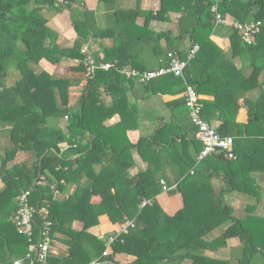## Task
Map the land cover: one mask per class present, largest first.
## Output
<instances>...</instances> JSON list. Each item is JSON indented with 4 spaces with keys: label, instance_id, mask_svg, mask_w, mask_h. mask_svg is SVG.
<instances>
[{
    "label": "trees",
    "instance_id": "16d2710c",
    "mask_svg": "<svg viewBox=\"0 0 264 264\" xmlns=\"http://www.w3.org/2000/svg\"><path fill=\"white\" fill-rule=\"evenodd\" d=\"M114 3L115 0H98V4L104 7L106 19L100 26L97 10L87 8L84 0H0V179L5 185L0 192V204L6 200L11 204L14 197L29 189V201L36 208L48 203L47 219L53 222L51 232L70 236L71 241H68L72 247L77 249L80 246L81 252L84 247L78 242L82 231L71 229L73 220H83V228H86L95 225L103 214L113 223L123 220L124 214L129 219H135L134 226L112 244V253L103 255L106 239H94L96 249L92 247L91 255H74L73 264H86L96 257L103 264H121L114 259L115 254L120 252L135 256L128 264H181L186 258L191 259L192 264H229L227 259L194 252L195 248L205 245L203 237L208 232L224 223H227L225 231L208 246H224L227 238L239 237L242 240L237 249L239 255L231 259H236L237 264H264V251L257 249L262 245L256 242L254 236V226L260 218L251 214L255 197L253 190L238 191L237 183L228 176H224V184L219 188L207 186L212 173L205 169L207 173L201 176L202 169H195L198 177L186 176L182 181L176 179V186L168 190L169 194L180 192L184 198V207L169 216L155 199V195L162 190L160 180L145 171L134 175L128 173L132 161H125V154L130 148L138 147L142 139L132 143L126 137L127 128L121 125L116 126V144L103 137L102 121L106 113L96 105L101 91L113 93V105L126 108L128 104L123 91L118 89L132 79H127L121 71L126 67L153 70L169 62L168 52H178V43L173 41L175 38L171 37L170 31L148 29V21L154 16L152 11L113 9ZM210 4L211 0H208L195 12L178 19L180 33L176 39L193 37L196 28L210 25L200 16L203 10L207 17L212 18ZM219 9L222 16L228 12L237 21L260 20L261 32L256 38L264 39V0H220ZM65 10L77 37L70 46L61 47L55 42L57 34L48 26V21ZM137 15L145 16L142 27L132 25ZM108 36L113 39L112 47L103 45V38ZM89 39L95 44L90 52L95 62L109 61L112 67L108 70L96 69L86 79L76 108H73L68 100L69 87L79 85L80 79L51 77L42 69L35 73L30 66L42 58L53 64L63 59H76L79 63L75 69L85 70L82 61L88 54L83 46ZM162 39L167 42L165 50L160 48ZM148 55L150 59L145 58ZM12 73L16 74V79L9 84L8 77ZM173 77L178 76L166 74L146 84L149 86ZM184 79L197 91L199 81L189 72L188 66L184 69ZM181 103L185 106L183 97ZM65 116L67 130L64 131L60 125ZM254 121L255 134L262 135L264 120L250 114L249 122ZM241 126L235 121H226L218 131L232 136L234 145V138L243 131L252 134ZM186 133L194 139L192 122L191 130ZM62 142H66L68 147L61 148ZM17 150L32 151L34 164L8 168V162ZM208 157L224 169L234 165V160L226 158L223 153H213ZM96 166L100 167L96 169ZM112 167H117L118 174L102 177ZM18 168L23 171L16 176ZM48 172L54 175L53 180L46 178ZM84 177L86 182H82ZM62 178L64 184L59 182ZM51 185L57 192H69L68 197L56 199ZM112 187L114 192H111ZM193 187H198L201 192L194 191ZM95 190L101 198L96 203L92 201ZM234 197L249 201L245 202L247 215L244 218L232 215L233 207L227 199ZM143 199H148L149 203L139 208ZM128 201H132V205L123 210L122 206ZM15 208L16 201L5 219L12 215ZM41 221L36 219V225H40ZM18 235L26 240L24 235ZM37 239L38 228L35 227L34 241ZM32 264H54V260L48 256L46 263L33 259Z\"/></svg>",
    "mask_w": 264,
    "mask_h": 264
},
{
    "label": "crops",
    "instance_id": "0c3cea01",
    "mask_svg": "<svg viewBox=\"0 0 264 264\" xmlns=\"http://www.w3.org/2000/svg\"><path fill=\"white\" fill-rule=\"evenodd\" d=\"M84 1L87 8L97 10L98 24L103 26L106 22L104 7L98 4V0ZM207 1L115 0L113 9H128L133 12L139 9L152 11L154 16L148 21V29L155 32L170 31L171 37L175 38L173 41L178 43L176 54L182 59L186 58L194 44L200 45V49L187 66L189 72L199 81L196 88L201 98L205 119L217 130L226 121H235L242 125L241 128L244 130L247 128V131L252 132V134H248L243 131L234 138V165L224 169L208 156L199 159L198 151L201 145L195 138L192 139L187 135L186 132L191 130V121L188 109L182 103L180 104L186 84L184 74L179 77L162 79L149 86L135 80L126 81V84L118 89L123 91L128 104L126 108H118L115 103L113 105V93L103 91L101 88L102 91L98 95L96 105L103 109L101 112L106 113L102 121L103 137L115 143L117 141L115 131H118L116 126L121 125L127 128L126 137L129 141L133 143L142 139L138 147L130 148L125 154L124 160L132 161V165L128 169L130 175L145 171L150 176L162 180L167 186L170 184L173 188L177 184L176 179L182 181L186 176H195V169L201 168V176L207 172L212 173L207 186L219 188L224 184V176H228L232 177L233 181L235 180L236 187L240 188L238 191L253 190L255 193L253 215L260 218L255 223L254 236L256 242L262 245L257 246V249L264 251V133L262 135L255 134L257 131L256 121L249 122L250 114L257 115L258 119L264 120V39L255 38L253 43L248 45L242 41L240 32L232 26V22L236 19L230 13H225L224 21L216 24L213 15L212 18H209L203 10L200 12V16L203 21L208 20L210 25L196 28L193 37L176 39L180 33L178 19L184 14L195 12L199 5L207 3ZM65 11L48 21V26L57 34L55 42L61 47L70 46L77 37L70 23L69 13L67 10ZM144 24V15L135 16L132 25L142 27ZM102 42L105 47H112L113 39L108 36L103 38ZM91 46H95L92 39H89L83 46L87 56H91ZM166 47V39H162L160 48L165 50ZM100 54H103L102 51ZM145 58L150 59V55ZM78 63L79 61L76 59H63L57 64H51L48 60L41 59L36 67L39 69L40 66V69L55 77L80 79V84L75 87H80L81 91L86 77L85 70L75 69ZM70 89H74V86ZM69 105L73 107L70 102ZM66 125L67 121L63 119L60 127L64 131L67 130ZM60 147L66 148L68 144L62 142ZM34 162L33 153L19 150L8 162V168L12 165L19 167V164L30 167ZM99 167L96 166V169ZM204 170L207 172L205 173ZM22 171V168H18L15 171L16 176L20 175ZM117 174V167H112L105 171L102 177ZM53 176L48 172L46 178L53 180ZM59 182L64 184L65 180L62 178ZM82 182H86L85 177ZM197 186L199 185L197 184ZM4 187V182L0 179V192ZM73 190L74 188L70 191ZM114 190L115 188L112 187L111 192ZM193 190L201 192L198 187H193ZM68 194L69 192H58L55 196L58 200L60 196L62 197L60 200H64ZM17 197L18 195L13 198L14 203L10 204L9 200H6L0 204V264H7L14 259H22L32 264L34 259L29 255L28 239L25 240L24 237L18 235L19 233L11 221V215L5 219V216L12 210ZM92 198L95 203L98 202V199L101 200L96 190ZM155 199L169 216H173L184 207V198L180 192L169 194L168 190H161L155 195ZM227 200L233 207L234 218L241 219L247 215L246 205L249 201H244L240 197ZM131 205L132 201H128L122 206V209L126 210ZM8 220L9 222H5ZM129 220L134 223L135 219H129L124 214L123 220L113 223L106 214H103L99 216L95 225L83 228L84 221L75 219L72 221L71 229L76 232L82 231L78 244L84 247L82 252L84 250L86 252L82 253L80 246L77 249L73 248L68 241L70 236L55 232L53 234L54 243L51 245L48 256H51L54 264H73L72 257L74 255L82 254V257H89L93 250L92 247L96 249L94 239L107 240L109 236L120 232L122 225ZM226 228L227 223H224L208 232L203 237L205 245L195 248L194 252L212 258L227 259L229 264H237L236 259H231V257L237 258L239 255L237 249L242 243L240 238H227L224 246H208V243L219 237ZM110 253H112V247ZM114 259L118 263L128 264L135 259V256L120 252L115 254ZM86 264H103V262L96 257ZM181 264H192V260L186 258Z\"/></svg>",
    "mask_w": 264,
    "mask_h": 264
},
{
    "label": "built area",
    "instance_id": "2783aa9c",
    "mask_svg": "<svg viewBox=\"0 0 264 264\" xmlns=\"http://www.w3.org/2000/svg\"><path fill=\"white\" fill-rule=\"evenodd\" d=\"M62 1V0H58ZM220 0H211L210 11L213 14L214 22L216 24L224 21L223 16L219 9ZM232 26L240 32L242 41L246 44H252L257 35L261 32L262 23L260 20L252 22H241L234 20ZM199 50V44H194L188 51L185 59L180 58L176 52L170 51L167 56L169 62L153 70H139L135 68H124L121 72L127 79L135 80L139 83H147L150 80L166 74H173L175 76H183L184 69L188 62L194 58L196 52ZM79 61V60H78ZM85 66V77L90 78L96 69L108 70L112 67L111 62H99L96 63L91 56H86L82 61ZM182 97L184 99V105L188 109L189 118L194 126V138L201 145L198 153L199 159L205 158L213 153H223L226 158L233 159L235 157L233 151V137L229 135L221 134L216 128H214L208 120L205 119L202 113V102L200 95L190 84H185ZM67 119V116L64 117ZM162 190H169L172 186H167L162 180ZM51 189L54 186L51 185ZM57 195V190L54 191ZM30 190L27 189L18 195L16 200V208L11 215V221L13 222L17 232L20 235H24L29 242L28 251L29 255L34 259L46 263L47 257L51 251V245L54 243L53 233L51 232V226L53 222L47 219L48 203L46 202L41 207L36 208L35 205L29 201ZM148 200H142L139 207H143L148 204ZM42 219L40 225H36V219ZM134 223L129 220L124 223L120 229V232L109 236L106 240V248L103 251V255L109 254L112 244L120 236V234H126L129 227H133ZM35 227L38 228V239L34 241ZM52 233V234H51ZM10 264H30L22 259H14Z\"/></svg>",
    "mask_w": 264,
    "mask_h": 264
},
{
    "label": "rangeland",
    "instance_id": "374dc122",
    "mask_svg": "<svg viewBox=\"0 0 264 264\" xmlns=\"http://www.w3.org/2000/svg\"><path fill=\"white\" fill-rule=\"evenodd\" d=\"M65 13H66V11H65ZM42 59H45V58H42ZM51 63V62H50ZM51 64H53V63H51ZM32 69H33V71L35 72V73H38V72H40V66H39V69H38V67H36V64H34V63H32V65L30 66ZM30 68V69H31ZM31 69V70H32ZM44 71V70H43ZM45 73H47L46 71H44ZM48 74V73H47ZM50 75V74H49ZM51 77L53 76V75H50ZM53 77H55V76H53ZM55 78H61V77H55ZM16 79V74L15 73H12L11 74V76H9L8 77V82H9V84H11L14 80ZM72 87V86H71ZM71 87H69V94H68V100H69V102H70V104L71 105H73V108H76V104L78 103V96H79V93H80V87L79 88H77V87H75L74 86V89H70ZM56 91H58L57 89H56ZM74 116L75 115H73V120H74ZM65 119V118H64ZM66 121H67V119H65ZM84 140H81V142H83ZM17 151H19V150H17ZM17 151H16V153H17ZM26 151H30V150H26ZM31 153H33L32 151H30ZM34 154V153H33ZM20 165V164H19ZM15 167L12 165V166H10V169H14ZM62 197L60 196L59 197V200L61 199ZM253 207V206H252ZM251 207V208H252ZM253 209V211L251 212V214H254V208H252ZM239 238V237H238ZM107 249L109 250L110 249V247L109 246H107Z\"/></svg>",
    "mask_w": 264,
    "mask_h": 264
}]
</instances>
